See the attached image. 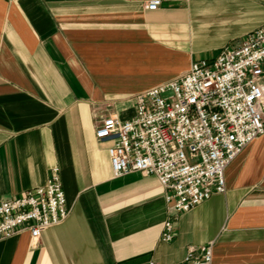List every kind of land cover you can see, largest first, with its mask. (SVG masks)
I'll use <instances>...</instances> for the list:
<instances>
[{
  "label": "crops",
  "instance_id": "crops-1",
  "mask_svg": "<svg viewBox=\"0 0 264 264\" xmlns=\"http://www.w3.org/2000/svg\"><path fill=\"white\" fill-rule=\"evenodd\" d=\"M0 0V201L58 167L68 218L0 240V264H162L214 243L213 264H264V135L225 171L226 192L180 216L155 176L116 178L96 131L138 94L264 27V0Z\"/></svg>",
  "mask_w": 264,
  "mask_h": 264
},
{
  "label": "built area",
  "instance_id": "built-area-1",
  "mask_svg": "<svg viewBox=\"0 0 264 264\" xmlns=\"http://www.w3.org/2000/svg\"><path fill=\"white\" fill-rule=\"evenodd\" d=\"M161 0L147 9L157 10ZM264 135V27L228 45L211 60L135 98L134 115H110L96 131L108 143L113 174L155 176L174 201L161 240L176 238L180 216L226 192L227 167ZM69 216L58 167L49 180L15 198L0 201V240L28 231L37 241L44 229ZM214 243L189 247L177 264H213ZM143 264H162L149 260Z\"/></svg>",
  "mask_w": 264,
  "mask_h": 264
}]
</instances>
